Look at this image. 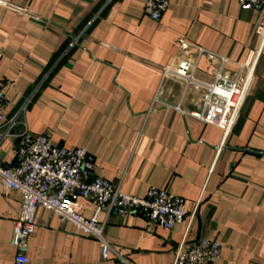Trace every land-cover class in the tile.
I'll return each mask as SVG.
<instances>
[{"label":"crops","instance_id":"0c3cea01","mask_svg":"<svg viewBox=\"0 0 264 264\" xmlns=\"http://www.w3.org/2000/svg\"><path fill=\"white\" fill-rule=\"evenodd\" d=\"M146 2L0 0V90L7 118L17 116L12 135L0 138V160L16 164L26 123L55 145L87 148L94 174L124 192L166 189L185 199L188 214L199 203L196 216L189 229L186 218L168 230L140 214H114L104 259L96 238L40 208L27 264H172L185 236L188 244L220 240L216 264H264V52L228 134L190 114L203 88L163 79L164 68L186 56L197 79L213 82L219 60L197 59L196 46L228 57L226 74L235 77L234 61L258 46L259 13L238 0H169L156 21ZM78 201L90 217L92 200ZM21 205L22 193L0 182V264L15 262L10 240Z\"/></svg>","mask_w":264,"mask_h":264},{"label":"built area","instance_id":"2783aa9c","mask_svg":"<svg viewBox=\"0 0 264 264\" xmlns=\"http://www.w3.org/2000/svg\"><path fill=\"white\" fill-rule=\"evenodd\" d=\"M238 3L242 10L258 11L254 32L259 37V43L244 62L234 61L239 66L235 77L226 74V66L230 61L228 57L200 46H196L197 59L205 54L211 60H219L213 82L197 79L193 74L196 62L186 56L163 70L164 80H183L186 85L193 84L204 89L200 108L190 114L222 128L225 134L232 130L240 117L257 64L264 52V0H238ZM169 4V0H147L145 14L157 21L167 11ZM181 43L185 48L190 45L184 40ZM5 102L6 95L0 90V124L4 127L0 131L1 139L11 136V130L17 123V116L7 118ZM16 137V164L5 166L0 160V182L3 188L16 189L22 193L21 212L14 222L10 240L17 250L14 264L28 263L29 238L37 230L40 208L57 214L63 222H70L85 234L96 238L104 259L109 257L112 250L104 235L105 227L114 214H140L148 222L168 230L186 218H189V229L196 216L199 203L188 214L185 199L166 189L152 186L145 196L139 197L124 192L121 185L109 179L96 176L95 155L85 147L55 145L48 135L31 132L26 123H23L22 131ZM79 196L92 200L93 213L90 217L82 213ZM118 255L121 257V254ZM221 256L220 240L201 238L188 244L185 236L176 248L172 264H216Z\"/></svg>","mask_w":264,"mask_h":264}]
</instances>
